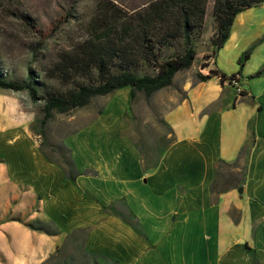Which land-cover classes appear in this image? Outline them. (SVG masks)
Wrapping results in <instances>:
<instances>
[{
    "label": "crops",
    "instance_id": "1",
    "mask_svg": "<svg viewBox=\"0 0 264 264\" xmlns=\"http://www.w3.org/2000/svg\"><path fill=\"white\" fill-rule=\"evenodd\" d=\"M257 40L234 86L180 76L162 115L171 140L148 162L127 132L128 87L63 137L74 180L31 134L0 131V264H40L79 238L106 263L264 264V5L236 15L202 74L238 72L227 63Z\"/></svg>",
    "mask_w": 264,
    "mask_h": 264
},
{
    "label": "trees",
    "instance_id": "2",
    "mask_svg": "<svg viewBox=\"0 0 264 264\" xmlns=\"http://www.w3.org/2000/svg\"><path fill=\"white\" fill-rule=\"evenodd\" d=\"M208 5L209 0H146L128 7L120 0H95L89 18L78 28L81 37L56 52L55 59L39 71L27 68L25 77L18 80L0 74V89L26 91L32 102L42 103L41 127L52 110L67 112L83 107L92 97L125 87L131 89V99L137 90L149 97L172 85L174 75L190 68L196 60L195 48L203 35ZM259 5H264V0H213V33L207 59H214L227 41L236 15ZM20 8L19 0H0V15L16 17L35 29V19ZM68 17L76 16L69 13ZM252 49L239 57L237 73L227 76L210 70L206 75L198 72V79L204 82L218 77L221 84L226 79L238 82L237 75ZM169 50L172 54H167ZM262 75L257 72L253 77ZM39 133L44 135L42 130ZM62 149L69 154L67 148ZM61 164L68 178L74 180L76 172L70 158H63ZM238 190L241 193L242 187ZM84 253L92 264H97V256Z\"/></svg>",
    "mask_w": 264,
    "mask_h": 264
},
{
    "label": "rangeland",
    "instance_id": "3",
    "mask_svg": "<svg viewBox=\"0 0 264 264\" xmlns=\"http://www.w3.org/2000/svg\"><path fill=\"white\" fill-rule=\"evenodd\" d=\"M19 1L20 10L35 19L36 27L29 29L16 17L0 15V74L11 80L25 77L27 68L39 71L41 66L55 59L56 52L81 37L78 28L89 18L95 4V0ZM120 1L128 7H135L146 0ZM212 2L213 0H209L203 35L196 45V60L192 66L177 72L173 77L172 85L153 92L149 97L143 91H135L134 101L126 115L129 126L127 132L144 153L150 150L149 157L145 156L147 162L153 159L151 153L158 157L171 140L162 115L166 106L173 105L176 99L182 97L180 85L183 80L180 81V76L187 75L188 72L196 76L198 72H203L202 66L207 63V56L211 51L209 40L213 33ZM69 13L76 17L69 18ZM259 40L250 47L257 45ZM167 54H172V50ZM235 64L230 60L227 63L230 68L227 70L239 71V66L237 68ZM239 78L240 75H237V79ZM240 82L244 83L243 80ZM113 94L92 97L87 105L67 112L52 110L50 119L41 127L44 117L42 103L32 102L26 91L13 92L0 89V131L10 129L25 131L37 139L41 150L47 156L62 162L63 158L69 159L68 153L62 149L63 137L94 117L100 111L102 103ZM40 130L44 132L43 136L39 133ZM4 152L5 150L0 146V156ZM25 224L31 230L55 235V230L42 220L29 219ZM84 254L80 238L66 239L61 247L56 251L53 249L40 264H92ZM95 261L97 264H113L99 262L96 259Z\"/></svg>",
    "mask_w": 264,
    "mask_h": 264
},
{
    "label": "built area",
    "instance_id": "4",
    "mask_svg": "<svg viewBox=\"0 0 264 264\" xmlns=\"http://www.w3.org/2000/svg\"><path fill=\"white\" fill-rule=\"evenodd\" d=\"M237 84V81L236 82H234V81H230V80H225V81H223L222 82V84L221 85H223V86H225V87H230V86H234V85H236ZM237 90V92H240L241 90L240 89H236Z\"/></svg>",
    "mask_w": 264,
    "mask_h": 264
}]
</instances>
